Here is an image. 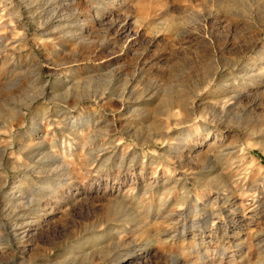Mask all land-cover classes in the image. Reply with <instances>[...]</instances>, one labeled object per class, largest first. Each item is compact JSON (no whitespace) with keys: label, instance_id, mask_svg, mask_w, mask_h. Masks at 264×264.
Returning a JSON list of instances; mask_svg holds the SVG:
<instances>
[{"label":"rangeland","instance_id":"374dc122","mask_svg":"<svg viewBox=\"0 0 264 264\" xmlns=\"http://www.w3.org/2000/svg\"><path fill=\"white\" fill-rule=\"evenodd\" d=\"M0 240L264 264V0H0Z\"/></svg>","mask_w":264,"mask_h":264},{"label":"bare ground","instance_id":"6f19581e","mask_svg":"<svg viewBox=\"0 0 264 264\" xmlns=\"http://www.w3.org/2000/svg\"><path fill=\"white\" fill-rule=\"evenodd\" d=\"M9 228H10V229H9L10 231H11L12 229H14V227H11V226H9ZM8 232H9V231H8ZM14 236H15V235H14ZM7 242H8V240H7ZM0 243H2L1 240H0ZM5 244H7V243H5Z\"/></svg>","mask_w":264,"mask_h":264}]
</instances>
